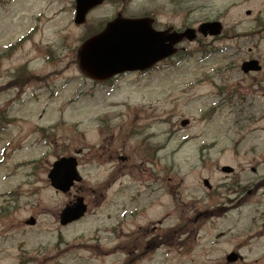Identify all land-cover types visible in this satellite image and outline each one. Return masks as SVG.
<instances>
[{"label": "rangeland", "instance_id": "1", "mask_svg": "<svg viewBox=\"0 0 264 264\" xmlns=\"http://www.w3.org/2000/svg\"><path fill=\"white\" fill-rule=\"evenodd\" d=\"M121 11L175 28L219 20L224 31L185 40L152 71L94 82L79 48ZM74 18L75 0H0V264H131L159 222L173 245L132 264H229L233 250L243 259L231 264H264V0H109L86 24ZM250 58L261 72H242ZM65 155H78L84 178L68 193L48 178ZM78 196L88 213L63 226Z\"/></svg>", "mask_w": 264, "mask_h": 264}, {"label": "water", "instance_id": "2", "mask_svg": "<svg viewBox=\"0 0 264 264\" xmlns=\"http://www.w3.org/2000/svg\"><path fill=\"white\" fill-rule=\"evenodd\" d=\"M103 1L105 0H77L76 23H84L87 14ZM222 29L223 25L218 21L205 22L199 28L205 36L219 35ZM184 37L194 40L197 37L195 29L188 28L183 33H169L154 30L151 20L147 18H118L109 23L105 31L83 43L80 49V64L91 78L107 80L119 73L152 67L156 62L176 53L174 46ZM242 68L249 72L260 70L261 66L257 60H250L244 62ZM188 123V120L182 122L183 125ZM77 165L78 161L73 156L58 159L49 173L52 185L63 192L69 191L75 181L82 180ZM223 170L232 171V168L226 166ZM86 211L84 198L79 197L74 204L63 210L61 223L66 225L76 221L82 218ZM35 222L34 218L27 221L29 224ZM237 259L236 253L228 256L229 261Z\"/></svg>", "mask_w": 264, "mask_h": 264}, {"label": "flooded vegetation", "instance_id": "3", "mask_svg": "<svg viewBox=\"0 0 264 264\" xmlns=\"http://www.w3.org/2000/svg\"><path fill=\"white\" fill-rule=\"evenodd\" d=\"M121 14H123L122 13V11L120 12ZM119 13V14H120ZM147 15V14H146ZM154 19H155V21H154V25H155V27H157L158 29L160 28V26H161V21H159V18H157L156 16H154ZM162 28V27H161ZM166 28H168V26H164L162 29H166ZM127 161H129V158L125 161V162H127ZM158 232H159V227L158 226H156V225H154V226H152L150 229H147L146 231H145V236H150L151 238V240H149L148 242H147V246H146V248H150L152 245H154V243H155V241H156V237H157V235H158Z\"/></svg>", "mask_w": 264, "mask_h": 264}, {"label": "trees", "instance_id": "4", "mask_svg": "<svg viewBox=\"0 0 264 264\" xmlns=\"http://www.w3.org/2000/svg\"><path fill=\"white\" fill-rule=\"evenodd\" d=\"M194 225V224H193ZM189 227V226H188ZM184 228H187L186 226H184Z\"/></svg>", "mask_w": 264, "mask_h": 264}]
</instances>
